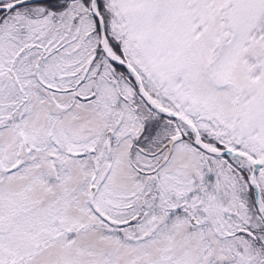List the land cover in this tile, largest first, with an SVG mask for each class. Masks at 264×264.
Instances as JSON below:
<instances>
[{
	"label": "snow or ice",
	"instance_id": "snow-or-ice-1",
	"mask_svg": "<svg viewBox=\"0 0 264 264\" xmlns=\"http://www.w3.org/2000/svg\"><path fill=\"white\" fill-rule=\"evenodd\" d=\"M0 264H264V0H0Z\"/></svg>",
	"mask_w": 264,
	"mask_h": 264
}]
</instances>
